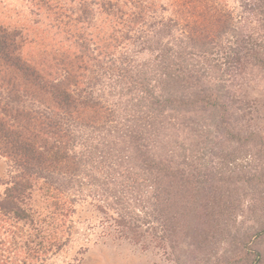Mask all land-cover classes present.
<instances>
[{
	"label": "trees",
	"instance_id": "obj_1",
	"mask_svg": "<svg viewBox=\"0 0 264 264\" xmlns=\"http://www.w3.org/2000/svg\"><path fill=\"white\" fill-rule=\"evenodd\" d=\"M27 2L28 24H0V154L16 170L0 225L37 253L85 204L102 235L145 248L214 236L232 181L216 148L262 130L248 81L264 71V0Z\"/></svg>",
	"mask_w": 264,
	"mask_h": 264
},
{
	"label": "rangeland",
	"instance_id": "obj_2",
	"mask_svg": "<svg viewBox=\"0 0 264 264\" xmlns=\"http://www.w3.org/2000/svg\"><path fill=\"white\" fill-rule=\"evenodd\" d=\"M30 6L27 0H0V24L11 27L28 24L32 17ZM248 25L255 26L251 22ZM34 47L40 48L36 44ZM250 76L254 79L248 81V87H254L249 90L250 97L264 104V71L254 70ZM261 109L262 119L257 123L262 125V130L245 125L247 132L243 135L259 132L255 141L251 137L241 140L233 137L216 148L231 153L225 167L232 174V181L227 186L231 193L227 191L225 197L231 201V207L226 209L222 204V212L218 207L220 227L214 236L183 235L176 249L171 244L162 247L148 239L145 248L115 235H102L101 213L94 205L85 204L76 213L59 216L61 221L55 237L45 242L48 252L26 251L21 242H25L26 232L20 233L15 228L8 232L7 226L1 224L0 236L5 243L0 244V264H264V233L259 234L264 230V204L262 201L254 205L251 194V191L260 193L255 190H259V178L264 175V107ZM208 156L205 159L211 157ZM216 160L221 164L226 162L218 157ZM12 165L0 154V199L16 174ZM39 240H35V246Z\"/></svg>",
	"mask_w": 264,
	"mask_h": 264
}]
</instances>
